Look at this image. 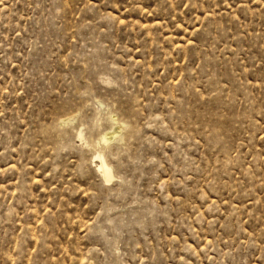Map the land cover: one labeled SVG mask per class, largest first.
Listing matches in <instances>:
<instances>
[{
  "label": "rangeland",
  "instance_id": "rangeland-1",
  "mask_svg": "<svg viewBox=\"0 0 264 264\" xmlns=\"http://www.w3.org/2000/svg\"><path fill=\"white\" fill-rule=\"evenodd\" d=\"M0 264H264V0H0Z\"/></svg>",
  "mask_w": 264,
  "mask_h": 264
},
{
  "label": "bare ground",
  "instance_id": "bare-ground-1",
  "mask_svg": "<svg viewBox=\"0 0 264 264\" xmlns=\"http://www.w3.org/2000/svg\"><path fill=\"white\" fill-rule=\"evenodd\" d=\"M119 127H117L118 129ZM115 129V128H114ZM123 129V128H122ZM116 130V129H115ZM114 131V130H113ZM107 133V132H106ZM109 135L104 137V141H108L112 136H114L115 132L111 133V131L108 133ZM118 134V133H117ZM112 139V138H111ZM110 139V140H111ZM101 142V141H100ZM99 160H100V164H99V171L103 174V179H105V181L109 182L112 180L113 178V174L111 171V168L109 167L108 163L106 162L105 158L102 155L98 156ZM97 158V157H96Z\"/></svg>",
  "mask_w": 264,
  "mask_h": 264
}]
</instances>
